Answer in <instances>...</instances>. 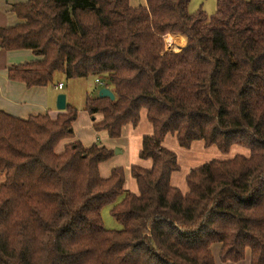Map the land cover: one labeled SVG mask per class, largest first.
<instances>
[{
  "label": "trees",
  "instance_id": "obj_1",
  "mask_svg": "<svg viewBox=\"0 0 264 264\" xmlns=\"http://www.w3.org/2000/svg\"><path fill=\"white\" fill-rule=\"evenodd\" d=\"M145 1L28 0L12 8L23 23L0 28V49L40 58L9 80L99 79L115 98L86 99L102 116L95 131L118 138L142 109L153 129L138 154L150 168L130 167L133 194L122 168L100 177L113 155L105 147L55 152L73 138L77 109L24 120L0 111V264H215L214 244L223 263L249 251L250 264H264V0H216L211 16L189 13L190 0ZM170 34L186 37L183 49ZM168 134L184 149L203 141L249 157L192 169L183 194L170 185L179 167L161 145ZM106 206L120 230L105 229Z\"/></svg>",
  "mask_w": 264,
  "mask_h": 264
},
{
  "label": "crops",
  "instance_id": "obj_2",
  "mask_svg": "<svg viewBox=\"0 0 264 264\" xmlns=\"http://www.w3.org/2000/svg\"><path fill=\"white\" fill-rule=\"evenodd\" d=\"M27 1L0 0V28H11L23 23L22 20L16 17L12 8L15 5L26 4ZM128 3L132 8L146 6L145 0H128ZM172 35L181 36L185 40L184 45L186 44L187 39L185 36L179 34ZM39 59L30 50L4 51L0 49V111L23 120L30 116L45 114H48L54 119L59 113L64 112L56 109V97L58 94L63 93L66 97V105L77 109V116L75 122L72 124L73 138L62 140L60 142V148H58L57 152L55 149V152L61 153L65 145L75 141L80 142L83 147H90L93 144L105 147L112 151L113 155L109 160L99 164L100 177L106 179L110 176L112 169L120 167L124 171V190L138 194L136 183L130 177V167L132 165H138L149 169L151 166L150 160H144L142 162L138 157L141 150L142 138L153 134L152 125L147 119L146 110L142 109L140 111L139 121L136 125H124L121 129L120 137L111 139L105 131L94 130V125L102 121V116L100 114L90 115L87 112L86 99L93 98V95H90L91 97H85V107L83 110H80L76 106V100L73 94H70L67 88L65 89L62 82H56L54 85L50 84L44 87L28 88L21 82L11 81L7 78L9 69ZM70 82L74 83L77 81ZM60 84L62 88L59 90L57 86ZM97 86L99 90L101 87L99 85ZM79 117L81 118L80 120ZM161 145L176 155L179 169L171 175L170 185L179 189L183 194L187 192L185 178L188 173L192 169L202 166L200 163L206 157H218L215 146L206 147L203 141H194L188 149H184L178 145L176 136L171 134L166 135ZM220 248V244L211 246L215 264H250L249 251H246L245 258L240 262H221L218 257Z\"/></svg>",
  "mask_w": 264,
  "mask_h": 264
},
{
  "label": "rangeland",
  "instance_id": "obj_3",
  "mask_svg": "<svg viewBox=\"0 0 264 264\" xmlns=\"http://www.w3.org/2000/svg\"><path fill=\"white\" fill-rule=\"evenodd\" d=\"M199 10L203 11L208 16L213 15L216 11V0H190L188 3V6H187V11L189 13H195ZM170 35H172V34H170ZM170 35H168V36H170ZM165 38H164V49H165V51L177 53V52L166 50ZM185 45H183L182 49L184 48ZM93 79H94L93 77H90L88 79H67L63 73L58 72V73H55V75L53 77L52 85H54L56 82H62L65 86V89L67 88L68 92L70 94H73L74 99L76 100L77 108L80 110H83L85 107V97L86 96L93 95L92 96L93 98L98 97V91H99L97 89L98 86L96 84H94ZM70 81H77V82L72 83ZM80 119L81 118L79 117V120ZM81 130H83V129H81ZM60 146H61V143L57 146L56 152H57L58 148H60ZM217 154H218V157H206V159L203 160L200 164L204 165L207 162H209L211 160H215V159L229 160V159L234 158L237 155L249 157V151L245 148H241L238 146H233L227 153H222V152L217 150ZM141 161L143 162L144 160H141ZM198 166H200V165H198ZM3 178H4L3 175L0 173V184L3 182ZM109 210H110V207L106 206L101 211V217H102V221H103V225H104L105 229H107V230H120L121 226L117 222H115V220L110 216Z\"/></svg>",
  "mask_w": 264,
  "mask_h": 264
},
{
  "label": "water",
  "instance_id": "obj_4",
  "mask_svg": "<svg viewBox=\"0 0 264 264\" xmlns=\"http://www.w3.org/2000/svg\"><path fill=\"white\" fill-rule=\"evenodd\" d=\"M99 98H108L111 101L114 100V94L108 87L100 88L98 91ZM66 108V97L63 93L58 94L56 97V109L59 111H64Z\"/></svg>",
  "mask_w": 264,
  "mask_h": 264
},
{
  "label": "built area",
  "instance_id": "obj_5",
  "mask_svg": "<svg viewBox=\"0 0 264 264\" xmlns=\"http://www.w3.org/2000/svg\"><path fill=\"white\" fill-rule=\"evenodd\" d=\"M94 82H95V84H97L99 86H102L103 85V83L99 79H94ZM61 88H62V85L61 84L57 86V89L60 90Z\"/></svg>",
  "mask_w": 264,
  "mask_h": 264
}]
</instances>
